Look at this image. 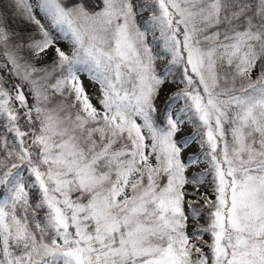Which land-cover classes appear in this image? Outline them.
I'll return each instance as SVG.
<instances>
[{
  "label": "snow or ice",
  "instance_id": "obj_1",
  "mask_svg": "<svg viewBox=\"0 0 264 264\" xmlns=\"http://www.w3.org/2000/svg\"><path fill=\"white\" fill-rule=\"evenodd\" d=\"M0 264H264V0H0Z\"/></svg>",
  "mask_w": 264,
  "mask_h": 264
},
{
  "label": "rangeland",
  "instance_id": "obj_2",
  "mask_svg": "<svg viewBox=\"0 0 264 264\" xmlns=\"http://www.w3.org/2000/svg\"><path fill=\"white\" fill-rule=\"evenodd\" d=\"M62 46V45H61ZM63 47V46H62ZM85 86L90 94L93 96L98 95V88L96 85L92 84L87 78H85ZM173 90L171 87L169 89H166V92ZM95 102V100H94ZM205 190V189H202ZM205 239H208L207 236H205Z\"/></svg>",
  "mask_w": 264,
  "mask_h": 264
},
{
  "label": "trees",
  "instance_id": "obj_3",
  "mask_svg": "<svg viewBox=\"0 0 264 264\" xmlns=\"http://www.w3.org/2000/svg\"><path fill=\"white\" fill-rule=\"evenodd\" d=\"M14 26H15V25H14ZM62 46L65 47V48L67 47V45H65V44H62Z\"/></svg>",
  "mask_w": 264,
  "mask_h": 264
}]
</instances>
